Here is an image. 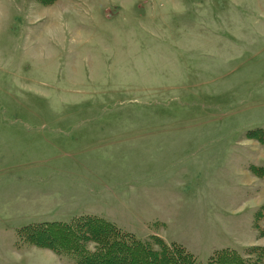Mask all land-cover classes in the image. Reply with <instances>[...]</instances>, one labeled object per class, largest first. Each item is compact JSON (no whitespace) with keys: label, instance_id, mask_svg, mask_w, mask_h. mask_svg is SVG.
I'll return each mask as SVG.
<instances>
[{"label":"rangeland","instance_id":"374dc122","mask_svg":"<svg viewBox=\"0 0 264 264\" xmlns=\"http://www.w3.org/2000/svg\"><path fill=\"white\" fill-rule=\"evenodd\" d=\"M263 204L264 0H0V264L80 215L255 257Z\"/></svg>","mask_w":264,"mask_h":264},{"label":"trees","instance_id":"16d2710c","mask_svg":"<svg viewBox=\"0 0 264 264\" xmlns=\"http://www.w3.org/2000/svg\"><path fill=\"white\" fill-rule=\"evenodd\" d=\"M35 1L45 5L55 0ZM255 219L259 227L264 219V204ZM120 227L115 221L100 216L80 215L69 221L29 223L24 229L28 231L21 236L65 254L73 264H201L180 243L168 242L155 233L139 238ZM259 246L255 257L235 248L218 249L205 264H263L264 245Z\"/></svg>","mask_w":264,"mask_h":264}]
</instances>
